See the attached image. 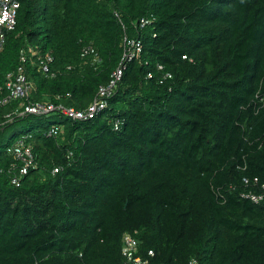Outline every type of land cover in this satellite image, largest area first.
<instances>
[{"label":"trees","instance_id":"16d2710c","mask_svg":"<svg viewBox=\"0 0 264 264\" xmlns=\"http://www.w3.org/2000/svg\"><path fill=\"white\" fill-rule=\"evenodd\" d=\"M143 16L155 21L135 27ZM124 36L142 50L95 117L0 104V264H120L126 232L150 264H264V201L240 196L243 177L264 182V0H20L0 99L23 50L30 101L86 106ZM89 42L96 67L79 57ZM44 55L54 77L38 69ZM22 134L35 167L15 186L6 147Z\"/></svg>","mask_w":264,"mask_h":264},{"label":"built area","instance_id":"2783aa9c","mask_svg":"<svg viewBox=\"0 0 264 264\" xmlns=\"http://www.w3.org/2000/svg\"><path fill=\"white\" fill-rule=\"evenodd\" d=\"M20 6V0H0V51L4 48L6 36L12 31L16 25L17 10ZM155 21L154 16H143L140 17L134 23L135 27L145 28L151 25ZM155 35V34H154ZM142 50V43L139 38L124 36L122 40V55L120 62L115 67L110 75V79L107 84L98 87L92 100L82 108H75L72 105H66L63 102L54 103L53 101H30L29 93L32 88L31 84L26 79L24 71V62L26 61V55L23 50L20 51V64L14 72L6 74L5 88L8 91L7 94L0 99V104H6L10 100L24 99L25 103L21 109H17L13 112L15 116H26V115H47L51 112H57L63 117L71 120H86L91 119L98 115L104 108L107 107L108 99L114 94L115 89L121 80L124 69L127 64L133 59L137 58ZM34 55L36 52H33ZM82 64L92 65L96 67L100 64V57L96 51V48L92 43H85L81 46L79 55ZM185 58V55H182ZM39 65L38 69L42 73L48 74L50 77H54L55 73L50 69V62L52 57L44 55L43 57L38 56ZM157 70L160 72L159 82L163 83L166 79L172 77V74L168 71L163 70V66L158 64ZM153 74L148 72L147 78H152ZM69 93L65 97H69ZM56 98L61 99V95H56ZM263 100V98H260ZM6 114V117H9ZM8 119V121H10ZM124 119L116 117L113 120V127L118 130L123 124ZM63 129L61 124H53L46 130V134L57 135ZM30 134H22L12 144L6 147V153L13 159L9 165L10 182L18 186L21 178H23L30 169L35 167L34 154L31 145L27 142L30 138ZM5 170L4 167H0V173ZM59 168L55 167L52 173L58 172ZM244 191L240 193V196L250 200L253 203H260L264 201V182L259 181L257 177L242 178ZM121 256L122 261L120 264H150L151 258L154 256V252L149 250L146 255H140L138 253V241L134 233H124L122 236L121 244ZM188 264H198L195 259H191Z\"/></svg>","mask_w":264,"mask_h":264}]
</instances>
